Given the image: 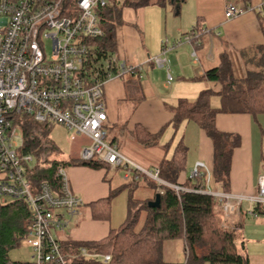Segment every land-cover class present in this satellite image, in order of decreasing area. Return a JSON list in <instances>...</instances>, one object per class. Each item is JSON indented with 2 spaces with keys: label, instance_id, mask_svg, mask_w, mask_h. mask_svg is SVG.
<instances>
[{
  "label": "crops",
  "instance_id": "crops-1",
  "mask_svg": "<svg viewBox=\"0 0 264 264\" xmlns=\"http://www.w3.org/2000/svg\"><path fill=\"white\" fill-rule=\"evenodd\" d=\"M229 2L250 7L251 10L227 19L225 7ZM263 13L264 0H185L178 9L170 4L139 8L126 6L122 10L124 24L116 27L114 54L119 62L142 65L138 75L142 90L140 94L129 96L124 77L111 78L104 86L108 139L130 160L146 168L160 167L165 160L173 158L179 145L185 146L186 170L180 175L179 181H186L197 161H203L211 174L209 187L212 190L243 196L235 213L227 214L224 211L225 218L236 222V227L240 230H243L244 221L239 217L252 216L253 209L257 211L256 217L264 215L261 207L249 199L257 193L259 177L264 174V130L259 121L264 113L255 117L244 112L217 113L216 126L220 131L241 136V144L233 152L230 181L226 190L213 175V140L195 121L184 120L175 124L172 107L180 99L195 101L206 89L214 91L210 99L211 105L215 108L221 106V97L217 93L221 84L205 77L206 71L217 67L222 55L226 53L232 63L233 75L237 79L247 76L242 52L264 45ZM197 21L204 27L203 31H199L200 36L192 42H180L191 32ZM166 40L168 45H173L166 54L170 73L173 75L170 83H167V67H159L155 62L148 61L161 54ZM215 82L218 84L217 89L214 88ZM137 125L152 134L159 133L157 142L146 146L134 138ZM79 137H83V141L84 138L89 140L82 135L74 139ZM86 145L88 144L83 142L82 149ZM79 159L80 157L65 161ZM66 167L71 191L83 200V204L79 206V213L69 227L63 231L53 230L60 241L102 239L127 219L132 193L142 186L146 198L155 194L149 196L150 187L143 182L131 189L127 185L129 182L123 178L121 168H93L82 164H70ZM116 171L121 174L124 183L114 182L113 173ZM113 191L119 193L116 195L126 192L125 210L116 213L113 201L109 219L95 218L91 203L109 197ZM250 253H243L249 258V264H263L256 253Z\"/></svg>",
  "mask_w": 264,
  "mask_h": 264
},
{
  "label": "built area",
  "instance_id": "built-area-1",
  "mask_svg": "<svg viewBox=\"0 0 264 264\" xmlns=\"http://www.w3.org/2000/svg\"><path fill=\"white\" fill-rule=\"evenodd\" d=\"M108 3L109 0H0V206L11 200L27 203L31 224L24 240L33 248L34 264H73L76 257L85 260L82 264H88L91 258L107 262L111 255L87 247H81L79 255L62 252L61 241L53 230L69 227L83 200L71 191L62 163L56 169L61 179L58 189L49 181L32 182L34 167L30 162L34 156L22 151L21 124L16 116L63 125L73 139L78 135L87 137L90 144L83 147L80 159L121 168L127 182L144 175L176 192L207 193L222 203L227 214L235 213L243 199L230 192L212 190L211 174L203 161H197L190 177L204 175L205 187L185 188L162 179L159 167L136 164L108 139L104 86L111 78L142 70L141 64L118 62L116 55L106 58L107 67L95 66L99 56L92 41L104 35L101 9ZM249 10L250 7L229 2L225 17L232 19ZM199 36L195 25L180 42H192ZM48 41L51 54L47 53ZM172 47L166 40L161 54L148 60L167 67V83L173 79L166 56ZM249 199L264 212V174L259 177L257 193ZM251 214L256 215L257 211L253 209Z\"/></svg>",
  "mask_w": 264,
  "mask_h": 264
},
{
  "label": "trees",
  "instance_id": "trees-1",
  "mask_svg": "<svg viewBox=\"0 0 264 264\" xmlns=\"http://www.w3.org/2000/svg\"><path fill=\"white\" fill-rule=\"evenodd\" d=\"M184 1L125 0L121 3L109 0L107 6L101 9V25L104 35L92 41L99 56L95 61L114 55L116 27L124 24L122 17L124 7L139 8L170 4L178 9ZM262 21L264 31V13ZM195 25L198 31H203L204 27L200 21H197ZM242 55L247 67V76L243 79H237L233 75L232 63L226 53L222 55V60L217 67L206 71L205 77L221 84L220 90L217 91L222 101L220 107L215 108L211 105L210 99L214 94L211 89L202 91L195 101L180 99L178 104L172 107L175 124L178 125L184 120L195 121L213 140V175L226 190H228L230 181L233 152L241 144V136L220 131L216 126L217 113L244 112L254 117L264 113V45L243 51ZM138 75L139 72L123 78L129 96L141 93L142 85ZM16 117L21 124L24 153H31L38 157L56 147L47 136L52 123H38L27 115ZM133 136L143 145L149 146L157 142L159 133L152 134L144 127L137 125ZM186 155L185 146L179 145L173 158L165 160L159 167L160 176L167 182L179 184L185 188L205 187L206 177L204 175L188 176L186 181H179L180 175L186 170ZM43 162L50 161L45 158ZM60 163L109 168V165L96 160L53 161L43 169L38 164L32 171V182L36 184L49 181L54 188L58 189L61 179L56 169ZM140 182L146 183L145 185L150 187L155 194L151 198L139 201L134 199V193H132L129 215L120 227L112 229L107 236L99 240L61 241L62 252L67 256L79 255L81 247H87L90 250L94 249L99 253L111 255V259L107 262L91 258L90 261L86 260L88 264H167L163 257L164 243L168 240L182 238L186 247V263L249 264V258L237 247V223L225 218L220 201L203 192L193 190L176 192L169 186H159L154 180L144 175L127 185L134 189ZM161 189L162 193H160ZM157 193L161 194L160 206H149V201L155 200ZM116 194L117 191H113L109 197L91 203L95 218H110L111 200ZM30 224L31 213L25 201L11 200L0 206V264H34L33 260L10 261L9 258V252L27 236ZM84 261L76 257L73 264H82Z\"/></svg>",
  "mask_w": 264,
  "mask_h": 264
},
{
  "label": "rangeland",
  "instance_id": "rangeland-1",
  "mask_svg": "<svg viewBox=\"0 0 264 264\" xmlns=\"http://www.w3.org/2000/svg\"><path fill=\"white\" fill-rule=\"evenodd\" d=\"M119 2L123 3L125 0H118ZM52 46L51 42L48 41L47 44V53L51 54ZM115 55V54H114ZM117 58V56H116ZM119 62V59L117 58ZM95 66L97 67H107L108 66V59H99L96 61ZM218 84L215 82L214 88L217 87ZM263 118H259L262 128L264 130V116ZM48 138L53 141L56 147L52 148L48 153H44L43 155H39L38 157L34 156V160L30 162V166L34 167L37 164L41 167H46L52 164L53 161L64 162L65 160L75 159L80 157V151L82 149L83 142L86 144H90V140L83 137H79L77 139H73L70 132L63 126L59 124H54L51 126L48 134ZM19 143H22V140L19 139ZM47 158L50 162H43V159ZM68 165H65V167ZM67 169V167H66ZM68 172V170H67ZM69 176V175H68ZM114 182L116 183H124L121 174L119 172L113 173ZM141 186V189L136 190L134 192V197L137 200H142L146 198L145 189ZM119 194V193H117ZM126 192L120 193V195H116L111 200V206L113 203V209L116 213L123 212L125 210V201H126ZM153 195V191L149 189V196ZM115 199V200H114ZM246 205V203H244ZM244 210H246L244 208ZM239 219L243 220V230H240L236 227L237 236V247L243 253L251 254L250 252L256 253V256L259 259H262V263L264 264V215H258L256 217L252 214V216H245L239 217ZM245 242V247H244ZM253 248V251H250ZM202 253V250H200ZM164 260L167 261V264H191L190 262L186 263V254H185V243L184 239L177 238L168 240L164 243ZM34 251L33 248L27 243L26 240H22L19 245L12 249L9 252L10 261L15 260H34ZM45 264V263H44ZM204 264H208L207 262Z\"/></svg>",
  "mask_w": 264,
  "mask_h": 264
},
{
  "label": "water",
  "instance_id": "water-1",
  "mask_svg": "<svg viewBox=\"0 0 264 264\" xmlns=\"http://www.w3.org/2000/svg\"><path fill=\"white\" fill-rule=\"evenodd\" d=\"M160 193H157L156 194V198H155V200H151V201H149V206H151V207H159L160 206Z\"/></svg>",
  "mask_w": 264,
  "mask_h": 264
}]
</instances>
